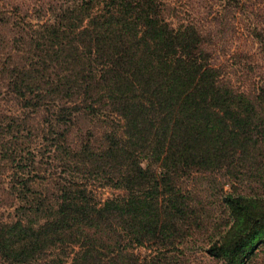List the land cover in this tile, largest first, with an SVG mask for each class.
Listing matches in <instances>:
<instances>
[{
  "label": "trees",
  "instance_id": "1",
  "mask_svg": "<svg viewBox=\"0 0 264 264\" xmlns=\"http://www.w3.org/2000/svg\"><path fill=\"white\" fill-rule=\"evenodd\" d=\"M6 5L0 79L22 111L0 115V173L15 202L0 219V264H174L159 254L195 222L176 179L215 169L259 193L222 194L228 223L205 252L252 263L264 248V83L235 89L199 28L168 21L161 0ZM79 117L103 123L98 138L71 143ZM46 157L57 162L50 180ZM97 187L120 194L100 199ZM146 245L156 256L134 251Z\"/></svg>",
  "mask_w": 264,
  "mask_h": 264
},
{
  "label": "rangeland",
  "instance_id": "2",
  "mask_svg": "<svg viewBox=\"0 0 264 264\" xmlns=\"http://www.w3.org/2000/svg\"><path fill=\"white\" fill-rule=\"evenodd\" d=\"M161 1L165 6L168 21L173 24L181 21L192 22L199 28L213 62L219 66L224 77L235 89L248 92L254 85L264 83V0ZM236 1L238 5L235 6L233 3ZM1 2L7 3V8L15 4L21 9L30 8L34 0ZM21 111L0 79V115L8 117ZM114 122L117 126L121 125L116 119ZM103 128V123L99 120L79 117L68 127L69 140L75 144L81 136L98 138ZM44 161L49 164L42 166V175L50 180L51 175L58 173L57 162L49 157L44 158ZM1 173L0 219H3L8 217L15 202L3 190L6 180ZM176 181L184 200L190 205L187 211L194 213L195 222L184 238L185 241L176 245L177 249L164 248V253L159 254V257L165 259V262L170 260L178 264H220V261L210 257L205 249L208 242L228 223L227 213L221 203L222 194H252L255 189L258 191L259 185L250 178L246 179L240 172L228 174L226 169L195 171L179 176ZM96 183L98 185V182ZM96 194L98 198L105 199L120 192L108 187H97ZM155 248L146 245L134 247V251L140 258L149 259L153 255L156 256ZM250 264H264V248Z\"/></svg>",
  "mask_w": 264,
  "mask_h": 264
}]
</instances>
